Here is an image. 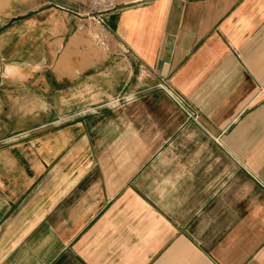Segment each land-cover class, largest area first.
Segmentation results:
<instances>
[{"label":"crops","instance_id":"crops-1","mask_svg":"<svg viewBox=\"0 0 264 264\" xmlns=\"http://www.w3.org/2000/svg\"><path fill=\"white\" fill-rule=\"evenodd\" d=\"M119 4L0 55V264H264V0Z\"/></svg>","mask_w":264,"mask_h":264},{"label":"rangeland","instance_id":"rangeland-1","mask_svg":"<svg viewBox=\"0 0 264 264\" xmlns=\"http://www.w3.org/2000/svg\"><path fill=\"white\" fill-rule=\"evenodd\" d=\"M124 1L127 0H0V55L4 59L2 62L25 63L40 56L39 33H26L24 22L28 16L54 7L53 4H60L67 13L82 19L85 23L83 28L93 29L101 22L99 17L102 14L117 8V4L120 5L119 3ZM29 34L31 39L27 38ZM96 34L87 33L90 38H97L98 46L104 48V43Z\"/></svg>","mask_w":264,"mask_h":264},{"label":"built area","instance_id":"built-area-1","mask_svg":"<svg viewBox=\"0 0 264 264\" xmlns=\"http://www.w3.org/2000/svg\"><path fill=\"white\" fill-rule=\"evenodd\" d=\"M261 92H263V93H264V88L261 90Z\"/></svg>","mask_w":264,"mask_h":264}]
</instances>
